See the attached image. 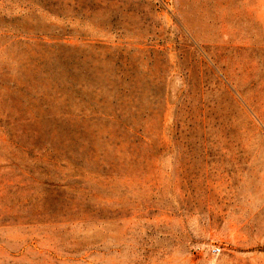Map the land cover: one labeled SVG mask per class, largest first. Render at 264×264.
<instances>
[{
  "label": "rangeland",
  "instance_id": "rangeland-1",
  "mask_svg": "<svg viewBox=\"0 0 264 264\" xmlns=\"http://www.w3.org/2000/svg\"><path fill=\"white\" fill-rule=\"evenodd\" d=\"M0 264H264V0H0Z\"/></svg>",
  "mask_w": 264,
  "mask_h": 264
},
{
  "label": "built area",
  "instance_id": "built-area-1",
  "mask_svg": "<svg viewBox=\"0 0 264 264\" xmlns=\"http://www.w3.org/2000/svg\"><path fill=\"white\" fill-rule=\"evenodd\" d=\"M219 250H220L219 247H213V248L211 249V251H212L213 253H217Z\"/></svg>",
  "mask_w": 264,
  "mask_h": 264
}]
</instances>
